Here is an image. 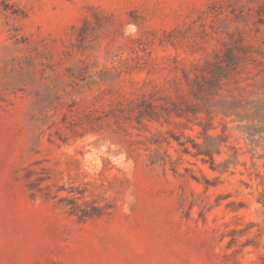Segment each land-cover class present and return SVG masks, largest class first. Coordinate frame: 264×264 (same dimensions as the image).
Listing matches in <instances>:
<instances>
[{
    "label": "rangeland",
    "instance_id": "1",
    "mask_svg": "<svg viewBox=\"0 0 264 264\" xmlns=\"http://www.w3.org/2000/svg\"><path fill=\"white\" fill-rule=\"evenodd\" d=\"M0 264H264V0H0Z\"/></svg>",
    "mask_w": 264,
    "mask_h": 264
}]
</instances>
